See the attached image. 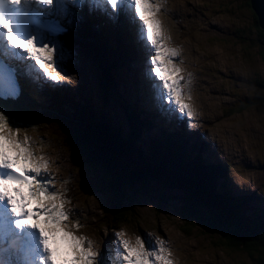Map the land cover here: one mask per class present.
Wrapping results in <instances>:
<instances>
[{
  "label": "snow or ice",
  "instance_id": "snow-or-ice-1",
  "mask_svg": "<svg viewBox=\"0 0 264 264\" xmlns=\"http://www.w3.org/2000/svg\"><path fill=\"white\" fill-rule=\"evenodd\" d=\"M94 4L109 6V15L121 12L139 26V40L150 50L148 75L155 81L153 87L161 108L170 114L195 115L185 103L181 86L182 71L174 62L179 50L163 43V33L157 14L159 0H93ZM80 0H0V29L7 45L0 56V99H17L21 92L18 75L42 78L54 85L67 79L64 58L67 55L58 40L65 31L55 21L46 22L49 15L68 14V5ZM21 33H27L22 35ZM16 50H19L18 52ZM15 61V65L5 62ZM59 69V70H58ZM190 98V97H189ZM191 127V124L189 125ZM17 145L27 151L19 159ZM0 203H6L15 219L17 230L29 228L39 234L44 252L41 264H100L101 251L94 250L92 241L68 230L65 222L69 212L63 195L55 189L49 161L37 156L31 137L21 126H13L8 115L0 110ZM113 244L119 250L121 264H174L171 250L163 239L145 242L137 237L135 244L125 238L123 231L113 233Z\"/></svg>",
  "mask_w": 264,
  "mask_h": 264
},
{
  "label": "rangeland",
  "instance_id": "rangeland-1",
  "mask_svg": "<svg viewBox=\"0 0 264 264\" xmlns=\"http://www.w3.org/2000/svg\"><path fill=\"white\" fill-rule=\"evenodd\" d=\"M170 1L175 4V0ZM170 1L167 5L169 11ZM208 1L212 4V10L207 13L201 6V0L182 2L193 11L197 28L202 30H196L199 38L193 42L186 38L187 41L180 39L184 37L179 35L176 26L175 31L173 30V21L170 12L167 11L172 22L171 24L169 21L170 31L174 39L183 44L184 58L190 59L186 65L188 67L181 73L185 75V71L196 66L193 77L191 76V79L196 77V83L191 79L186 83L184 97L186 102H190L192 98L202 100L209 96L208 100L214 108L213 128H216L214 131L217 135L214 138L221 148L224 149L226 146L230 156L234 155L232 160L235 164L236 184L244 185V188L250 191L255 189L264 197V101L254 104V100L257 101V98L264 95V87L261 85L264 81V60L259 53L260 42L257 28L253 25V12L247 0ZM202 54L203 58L200 57ZM206 66L210 68V74ZM202 78L207 80V86L200 81ZM241 106L243 107L239 108ZM120 121L125 124L126 119L120 118ZM230 133L233 136V143L228 145L226 140ZM43 144L52 158L53 168L56 166L57 172L61 173L58 157L52 148V140L43 141ZM183 195L181 189L168 191L152 186L148 195H141V203L136 204L134 210L143 214L140 218L148 220L149 227L157 226L159 231L170 239L173 255L179 261L182 259L180 252L193 251L195 255L198 253L205 255L197 257L203 260L202 264H214L210 258L211 254L223 255L232 264L246 262L249 259L248 253L222 247L217 235L205 232L206 229L204 231L194 228L187 237L179 232L176 227H179L180 221L178 217L172 215V209L180 206ZM161 196L166 200L164 213L161 212L159 220H153L155 213L152 211V202L154 199H161ZM92 197L94 200H91ZM97 199L98 197L93 195L86 197L81 204L83 212L87 214L98 212ZM257 206L264 207V201L251 202L243 212L254 217ZM164 219L177 223L171 224L170 221L166 223ZM221 262L227 264L225 261Z\"/></svg>",
  "mask_w": 264,
  "mask_h": 264
},
{
  "label": "trees",
  "instance_id": "trees-1",
  "mask_svg": "<svg viewBox=\"0 0 264 264\" xmlns=\"http://www.w3.org/2000/svg\"><path fill=\"white\" fill-rule=\"evenodd\" d=\"M247 3L249 5V0ZM252 16L258 31L259 53L264 60L261 29L254 13ZM99 62L103 63L105 71L119 63L112 56ZM261 85L264 87V81ZM257 99L254 103H263L264 95ZM86 120L71 121L65 131L74 146L84 152L99 171L98 181L111 193L113 205L122 207L121 203L128 200L131 207L140 194H149V189L144 187L152 180L163 190L181 189L184 194L181 204L172 210L185 229L204 228L205 232L217 235L222 247L248 253L249 259L243 264H264L263 214L250 218L242 211L245 202L231 203L228 193L222 194L224 201H221L212 187L218 170L201 167L196 161L187 162L184 150L173 138L154 139L149 145H143L138 139L139 130L141 126L148 127L147 122H137L131 117V124L128 122V128L124 129L117 123L111 125L109 119L102 116L96 118L95 123ZM261 196L259 192L248 195L250 199ZM155 200L152 202L155 208L163 210L166 200L162 196Z\"/></svg>",
  "mask_w": 264,
  "mask_h": 264
},
{
  "label": "bare ground",
  "instance_id": "bare-ground-1",
  "mask_svg": "<svg viewBox=\"0 0 264 264\" xmlns=\"http://www.w3.org/2000/svg\"><path fill=\"white\" fill-rule=\"evenodd\" d=\"M123 12H121V14H122ZM247 23V22H246ZM164 25H165V28L167 29V24H166V22L164 23ZM131 35H133L134 37L135 36H137L138 35V33L137 32H131L130 33ZM227 50V49H226ZM124 73V72H123ZM122 81V80H121ZM149 82H150V84H147L146 82H144V81H142V87H144V88H150V89H148L147 90V92H150V94L152 93V89H151V87H152V84H153V79H150L149 80ZM155 83V82H154ZM126 91H123L122 92V94L123 93H125ZM131 94V93H130ZM124 97L127 99L128 98V96L126 95V94H124ZM258 100V99H257ZM154 101H155V104L156 105H159V103H160V101L159 100H157V98H156V93H155V96H154ZM248 104V103H247ZM255 104V103H254ZM258 111V110H257ZM164 112H167L166 110H164ZM264 113V112H263ZM252 115V114H251ZM117 116H118V118H114L113 120H112V122L113 121H116L115 123H117V125H123L124 126V129H127L128 128V119L127 118H125L126 119V121H125V124H124V122H121L120 121V116L117 114ZM116 116V117H117ZM260 117V116H259ZM260 119V118H259ZM258 121H260V120H258ZM126 125V126H125ZM259 125V124H258ZM127 127V128H126ZM141 133H143V131H141ZM179 144H180V146L182 147V148H186L185 150H188V152H192V153H194V152H197L198 151V155H199V151H203V146H201L202 144H201V142H198V150H196L195 151V149H196V147H195V145L193 146V145H188V144H184V143H180L179 142ZM240 204H241V202H239ZM32 238H34V233L33 232H30L29 233V241H31V239ZM19 241V240H18ZM8 241H6V239H5V241L3 242V245L5 244V243H7ZM30 245H31V247L34 245V242H30ZM18 246L20 247V245L18 244ZM20 250H21V248H20ZM110 250H111V248H110ZM8 251H9V249H8ZM112 253H113V251H111ZM26 250H24L23 251V255H22V257H20V256H18V258L19 259H23V258H27V259H30V260H34V257H32V256H27L26 255ZM14 260V259H13ZM12 260V261H13ZM18 260V259H17ZM36 263V262H35ZM36 264H38V263H36Z\"/></svg>",
  "mask_w": 264,
  "mask_h": 264
},
{
  "label": "water",
  "instance_id": "water-1",
  "mask_svg": "<svg viewBox=\"0 0 264 264\" xmlns=\"http://www.w3.org/2000/svg\"><path fill=\"white\" fill-rule=\"evenodd\" d=\"M249 4L261 29V49L264 54V0H249Z\"/></svg>",
  "mask_w": 264,
  "mask_h": 264
},
{
  "label": "clouds",
  "instance_id": "clouds-1",
  "mask_svg": "<svg viewBox=\"0 0 264 264\" xmlns=\"http://www.w3.org/2000/svg\"><path fill=\"white\" fill-rule=\"evenodd\" d=\"M16 147L18 149L19 159L23 160L24 159V155H25L27 150L24 147H21L20 145H17Z\"/></svg>",
  "mask_w": 264,
  "mask_h": 264
}]
</instances>
